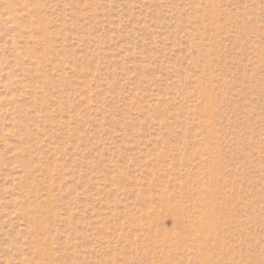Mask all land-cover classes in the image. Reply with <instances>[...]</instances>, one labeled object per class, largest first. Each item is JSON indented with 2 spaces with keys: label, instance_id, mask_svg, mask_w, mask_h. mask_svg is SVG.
<instances>
[{
  "label": "rangeland",
  "instance_id": "rangeland-1",
  "mask_svg": "<svg viewBox=\"0 0 264 264\" xmlns=\"http://www.w3.org/2000/svg\"><path fill=\"white\" fill-rule=\"evenodd\" d=\"M0 264H264V0H0Z\"/></svg>",
  "mask_w": 264,
  "mask_h": 264
}]
</instances>
